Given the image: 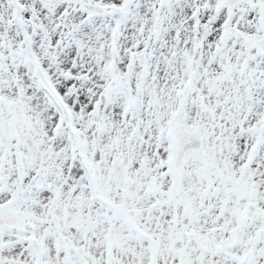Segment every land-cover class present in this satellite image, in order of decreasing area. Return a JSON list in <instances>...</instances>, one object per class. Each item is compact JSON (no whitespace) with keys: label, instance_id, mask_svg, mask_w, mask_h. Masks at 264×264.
I'll list each match as a JSON object with an SVG mask.
<instances>
[{"label":"snow or ice","instance_id":"1","mask_svg":"<svg viewBox=\"0 0 264 264\" xmlns=\"http://www.w3.org/2000/svg\"><path fill=\"white\" fill-rule=\"evenodd\" d=\"M0 264H264V0H0Z\"/></svg>","mask_w":264,"mask_h":264}]
</instances>
